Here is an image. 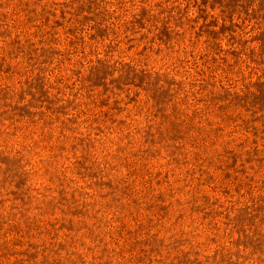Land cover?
I'll return each instance as SVG.
<instances>
[{"label": "rangeland", "instance_id": "1", "mask_svg": "<svg viewBox=\"0 0 264 264\" xmlns=\"http://www.w3.org/2000/svg\"><path fill=\"white\" fill-rule=\"evenodd\" d=\"M0 264H264V0H0Z\"/></svg>", "mask_w": 264, "mask_h": 264}]
</instances>
